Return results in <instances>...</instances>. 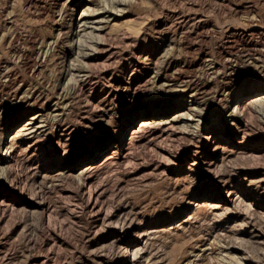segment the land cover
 Masks as SVG:
<instances>
[{
	"label": "rangeland",
	"instance_id": "obj_1",
	"mask_svg": "<svg viewBox=\"0 0 264 264\" xmlns=\"http://www.w3.org/2000/svg\"><path fill=\"white\" fill-rule=\"evenodd\" d=\"M108 1L0 0V141L31 114L53 111L58 97L61 111L48 121L60 127L45 157H28L19 142L18 167L0 177V264H132L126 252L136 246L137 264H264V105L228 114L264 89V0H128L104 12L101 44L97 31L75 34L84 6ZM29 93L40 101L26 104ZM153 110L195 119L174 128L154 121L131 136ZM65 127L72 132L57 142ZM209 129L221 134L217 150ZM119 139L127 148L104 158ZM94 155L100 212L115 222L98 217L80 188L77 173ZM58 169L64 175L51 186L44 174ZM41 189L53 222L35 202ZM217 199L226 204L202 203Z\"/></svg>",
	"mask_w": 264,
	"mask_h": 264
},
{
	"label": "bare ground",
	"instance_id": "obj_2",
	"mask_svg": "<svg viewBox=\"0 0 264 264\" xmlns=\"http://www.w3.org/2000/svg\"><path fill=\"white\" fill-rule=\"evenodd\" d=\"M128 0H109L108 2H111L112 4H109V6H107L108 4H105L101 7H93V8H90L89 6H84V8L82 9V11L80 12V15L79 17L76 19V30H75V34H78V35H83L85 33H88L89 31L92 32V31H97V32H92V35H94V37L96 36V38L93 40L94 41V45H98V44H101L102 42H104V36H102V31L105 30V27L107 24L110 23L109 19L106 18V16H104V12H108V11H112L114 8L113 5L114 4H124V3H127ZM129 2V1H128ZM118 9V8H117ZM122 10V9H121ZM115 19V17L113 18ZM116 22H113L111 24H115ZM261 26V25H260ZM256 28V27H255ZM87 29H90L89 31H87ZM236 31V30H235ZM256 31V30H255ZM59 33V32H58ZM240 33V32H239ZM238 33V34H239ZM260 35H264V30H260L259 31ZM258 33V34H259ZM230 34V33H229ZM245 35V34H244ZM236 37V36H235ZM263 37V36H262ZM79 38V36H78ZM244 38V37H243ZM80 39V38H79ZM235 39V38H234ZM262 39V38H260ZM92 40V39H91ZM60 42V39H59V35L53 39V42L51 43H59ZM254 42V41H253ZM261 42V41H260ZM43 43H45V41H43ZM42 43V44H43ZM238 43V42H237ZM264 43V42H263ZM50 44V42H49ZM253 44V43H252ZM48 45V44H47ZM78 45V44H77ZM243 45V44H242ZM52 46V45H51ZM76 46V45H75ZM80 46V45H79ZM258 46V45H257ZM42 47V46H41ZM261 47V46H260ZM84 48V47H83ZM244 48V47H243ZM248 48V47H247ZM92 49V48H91ZM94 49V47H93ZM109 50V49H108ZM259 50V49H258ZM251 51V50H250ZM257 51V50H256ZM42 52V51H41ZM46 52V50H45ZM44 50H43V53H45ZM24 53V52H23ZM47 53V52H46ZM80 53V52H79ZM22 54V53H21ZM26 54V52H25ZM23 55V54H22ZM93 53L88 51V52H85L83 53L82 55V58L85 63H88L90 61V59H93L92 57ZM46 56V55H45ZM79 56V55H77ZM257 56V55H256ZM48 57V56H47ZM80 57V56H79ZM248 57V56H247ZM46 58V57H45ZM77 58V57H76ZM211 59V58H210ZM250 60V59H249ZM42 61V60H41ZM46 61V59H45ZM71 61V60H70ZM83 61V62H84ZM92 61V60H91ZM63 62V61H62ZM75 62V61H73ZM72 62V63H73ZM93 62V61H92ZM90 62V65L91 63ZM42 63V62H41ZM70 63V62H69ZM45 64V63H44ZM80 63H78L79 65ZM83 64V65H84ZM75 65V64H74ZM77 65V66H78ZM87 65V64H86ZM40 66V65H39ZM66 66V65H65ZM68 66V64H67ZM71 66V65H69ZM88 66H89V63H88ZM137 66V65H136ZM35 67V66H34ZM260 67V66H259ZM77 68V67H76ZM71 69H74V66L73 68ZM89 69V68H88ZM105 69V68H103ZM102 69V71H103ZM159 69V68H158ZM90 70V69H89ZM88 70V72H89ZM67 71V70H66ZM69 71V70H68ZM73 71V70H72ZM71 71V72H72ZM158 71V70H157ZM81 72V71H80ZM79 72V73H80ZM69 73V72H68ZM67 73V74H68ZM77 73V72H76ZM78 74V73H77ZM159 74V73H158ZM69 75V74H68ZM74 75H76L74 73ZM79 75V74H78ZM81 75V74H80ZM85 75L87 74H83L82 73V76L84 77ZM94 75V74H93ZM90 76V74H89ZM7 77V76H6ZM78 78V76H76ZM73 78V77H70V78H73L74 80L76 79V81L78 80L77 78ZM112 77V76H111ZM68 77V79H70ZM176 78V77H175ZM80 79V78H79ZM89 79V78H88ZM73 80V81H74ZM94 80V79H93ZM109 80V79H108ZM92 81V79H91ZM144 81V80H143ZM70 82V81H69ZM71 82H72V79H71ZM75 82V81H74ZM73 82V83H74ZM110 82V81H109ZM113 82V81H112ZM146 82V81H145ZM148 82V81H147ZM168 82V81H167ZM72 83V84H73ZM85 83V82H84ZM93 83V82H92ZM171 83V82H170ZM170 83H163L162 82V85L160 86H163V85H167V84H170ZM175 83V82H174ZM71 84V83H70ZM80 84V83H79ZM78 84V85H79ZM95 84V83H94ZM146 84V83H145ZM75 85V84H74ZM141 85V84H140ZM172 85V84H171ZM182 85H184L185 87H189L190 88V83L189 82H185L183 83ZM69 86V85H68ZM77 86V84H76ZM105 86V85H104ZM109 86V85H108ZM183 86V87H184ZM254 86V85H253ZM72 87V86H71ZM70 87V88H71ZM81 87V86H80ZM89 87V86H88ZM159 87V86H158ZM82 88V87H81ZM80 88V89H81ZM160 88V87H159ZM66 89V88H65ZM79 89V88H78ZM79 89V90H80ZM179 89V87H178ZM181 89V88H180ZM69 90V89H68ZM115 90V89H114ZM83 91V90H82ZM81 91V92H82ZM65 92V91H64ZM89 92V91H88ZM189 96L192 98L195 94H196V91L194 90H191L189 91ZM69 93V92H68ZM77 93V92H76ZM86 93V92H85ZM109 93V92H108ZM113 93V92H112ZM227 93V92H226ZM13 94V93H12ZM17 94V93H16ZM28 94V93H27ZM58 94V93H57ZM23 95V94H22ZM39 95V94H37ZM74 95V94H73ZM24 102L26 104H30L32 101L33 102H36V101H40V98L36 97V96H32V94L29 93V95H24ZM20 97V96H19ZM89 97V96H88ZM105 97V96H104ZM117 97V96H116ZM12 98V97H11ZM18 100V99H17ZM60 98L58 97L57 101L55 102V106L53 108V111H50V112H46V111H37L33 114H31L30 116L27 117L26 120H24L18 127H16L12 132H10L8 138L4 141H0V144L3 143L4 146H5V150H3V152L1 153V156H0V177H4L6 175H4L5 171L8 169H10L14 164H15V161L17 159V156L19 155V151H18V148H19V142H26V145L25 147L23 148L24 152H26V154L28 155V157L32 158L36 155H38V152H42V149L45 148V147H49L51 145L50 143V130L53 128V129H57L58 127H60V124H53L51 125L50 122L52 123V121L48 122L50 120V118H53L56 119L58 117V115H60ZM89 100V99H88ZM87 100V101H88ZM101 100V99H100ZM44 101V100H43ZM42 101V102H43ZM55 101V99H54ZM41 102V103H42ZM84 102V101H83ZM89 102V101H88ZM100 102V101H99ZM44 103V102H43ZM90 103H92L90 101ZM72 104V103H71ZM95 104V103H94ZM248 105H251V106H254V107H257L259 108V106H262L264 105V89L263 91L259 92V93H255L247 98H245L244 100H240L238 101L235 105H234V108L233 110L228 113L229 116H231L232 118H234L235 116V113H238L239 111L242 112L245 107H247ZM68 106V105H67ZM89 106V105H88ZM85 107V106H84ZM92 107V106H90ZM253 107V108H254ZM89 108V107H88ZM201 108V107H200ZM200 108H198L200 110ZM264 108V107H263ZM65 109V108H64ZM95 109V108H94ZM189 109L191 110H194L196 109V107H189ZM239 110V111H238ZM261 110V109H260ZM264 110V109H263ZM69 112V111H68ZM163 114H165V111H147L145 114L144 117H141L139 120H138V123H137V126L136 127H133L132 130H131V136L133 133L137 132L139 130V128H141V126H144V125H149L151 123H153L155 121V123H158L160 124L161 126H164L165 128L166 127H173V125H175V123H177L178 121H184L186 123H188V121L190 120H194L195 118L192 117H186L185 116V113L184 112H180L179 114H175L173 116H161ZM263 113V112H262ZM159 118H155V116H159ZM63 118V116H62ZM91 120V119H90ZM198 120V119H197ZM77 121V120H76ZM235 121V120H234ZM97 122V121H96ZM200 122V121H199ZM239 122V121H238ZM182 123V122H181ZM180 123V124H181ZM232 123V122H231ZM234 123V122H233ZM50 124V125H49ZM183 124V123H182ZM198 124V123H197ZM178 125V124H177ZM152 126V125H151ZM150 126V127H151ZM158 126V125H157ZM184 126V125H183ZM194 126V125H193ZM71 127V126H70ZM91 127V125H90ZM138 127V128H137ZM148 127V126H147ZM74 128V127H73ZM143 128V127H142ZM174 128V127H173ZM182 128V127H180ZM179 128V129H180ZM196 128V127H195ZM69 127H65L63 129H61V131H59L58 133V137H57V142L61 141V139L65 136V135H69L71 131H68ZM72 129V128H71ZM147 129V128H146ZM170 129V128H169ZM182 130V129H181ZM185 130V129H184ZM183 130V131H184ZM141 131V129H140ZM153 131V130H152ZM156 131V130H155ZM178 131V130H177ZM170 132V131H169ZM181 132V131H179ZM178 132V133H179ZM194 133V132H193ZM207 134L204 135V137L206 138L208 144H212L213 146L211 147V149H216L219 147L220 143H221V134L220 136L219 135H215L214 136V133H212V131L209 129V131L206 132ZM161 135V134H160ZM173 135V134H172ZM170 135V136H172ZM169 136V135H168ZM219 136V137H218ZM152 137V136H151ZM166 137V136H165ZM214 137V138H213ZM155 138V137H154ZM171 138V137H169ZM175 138V137H172V139ZM150 139V138H149ZM156 139V138H155ZM161 139V138H160ZM159 139V140H160ZM165 139V138H164ZM212 139V140H211ZM65 140V139H64ZM174 140V139H173ZM211 140V141H210ZM42 141V143H40ZM64 142V141H63ZM118 143L115 144V148L111 150V153L110 154H107L106 156H104V158H111L113 156H116V154H118V151H119V154H121L123 152V150L125 148H127L125 146V144L128 142H125L124 140H121L119 139L117 141ZM131 143V142H129ZM144 143V142H143ZM61 144V143H60ZM63 144V143H62ZM64 145V144H63ZM147 145V144H146ZM156 145V144H155ZM158 146V145H157ZM238 146V145H237ZM162 147V146H161ZM117 148H119V150H117ZM169 148V147H168ZM250 149V148H249ZM171 150V149H170ZM217 150V149H216ZM23 152V151H21ZM214 152V151H213ZM125 153V152H124ZM25 154V155H26ZM44 157H45V154L46 153H41ZM130 154V153H129ZM157 154V152H156ZM126 155V154H125ZM124 155V156H125ZM54 156V155H53ZM134 156V155H133ZM168 156V155H167ZM158 157H160L158 155ZM172 157V156H171ZM47 158V157H46ZM118 158V157H117ZM161 158V157H160ZM163 158V157H162ZM161 158V159H162ZM167 158V157H166ZM169 158V157H168ZM29 159V158H28ZM27 159V160H28ZM103 159V158H102ZM116 159V158H115ZM121 159H124L121 158ZM160 159V160H161ZM25 160V159H24ZM26 160V161H27ZM32 160V159H31ZM129 159H127L128 161ZM159 160V159H158ZM159 160V161H160ZM167 160V159H166ZM113 161H114V158H113ZM119 161V160H118ZM123 161V160H122ZM131 161V160H130ZM171 161V160H169ZM22 162V160H21ZM104 162V161H103ZM106 162V161H105ZM110 161H108L109 163ZM116 162V161H115ZM126 162V161H125ZM132 162V161H131ZM134 162V161H133ZM139 162V161H138ZM154 162V160H153ZM162 162H165V161H162ZM25 163V162H24ZM99 162H97V158L96 156H92L90 158V160L88 161L87 164H85L84 166H82L79 170V172L77 173V176L78 178L80 179V188H82L83 190V195H87V203L90 207V209L94 212H96L97 216H101V212H100V207H101V202L100 201V196H101V193H100V188L97 187V186H93L92 185V177H91V172H92V169H94L95 167L99 166L100 164H98ZM102 163V162H101ZM128 163V162H127ZM130 163V162H129ZM136 163V162H135ZM18 164L20 165V162H18ZM31 164V163H30ZM112 164V162L110 163ZM162 164V163H161ZM17 166V162L15 164ZM14 165V166H15ZM126 165V164H125ZM13 166V167H14ZM18 167V166H17ZM23 167V166H22ZM162 167V166H161ZM15 168V167H14ZM99 168V167H97ZM12 169V168H11ZM95 170V169H94ZM33 172V171H32ZM35 175V174H34ZM60 175H64L63 171H61L60 169L50 173V174H44V177L45 179L48 178L50 180L49 183H51V186L52 184H55V180L56 179H60ZM76 176V177H77ZM18 177V176H17ZM11 178V177H10ZM8 179V178H7ZM15 179V178H14ZM33 180V179H32ZM9 181V180H8ZM34 182V181H33ZM42 182V181H40ZM58 185V184H57ZM56 185V186H57ZM49 186V185H48ZM40 187V186H39ZM50 189V188H49ZM44 190V189H43ZM37 191V190H36ZM35 191V192H36ZM80 191V190H79ZM47 192V191H46ZM85 193V194H84ZM36 194V198L37 200L35 202L38 203V207H40V210L42 212H45L46 216H47V221H52L54 220L56 214H57V211L55 210L54 208V205L52 202H50L45 196H44V193L42 192V189L37 192V193H34V195ZM82 195V196H83ZM240 198V197H239ZM237 201V200H236ZM239 201L241 202H244L245 203V206L248 208V209H252L251 206H252V201L251 202H246L245 200L243 199H239ZM56 202V201H55ZM238 202V201H237ZM202 203H208L210 205H212L215 209H218L220 207H222L224 204H226V202H222V200H212V201H203ZM238 204V203H237ZM3 208L4 207V203H3V200H0V208ZM212 207V208H213ZM244 207V206H243ZM226 208V207H225ZM230 209V208H229ZM247 210V209H246ZM222 211V210H221ZM216 212V211H215ZM245 212V211H244ZM249 212V211H248ZM105 213V212H104ZM221 213V212H220ZM219 213V214H220ZM247 214V213H246ZM58 215V214H57ZM222 215V213H221ZM54 218V219H53ZM102 220H113L114 221V214H111V213H105V214H102V216L100 217ZM235 218V217H234ZM256 218V217H255ZM234 220V219H233ZM228 221V220H227ZM248 221V220H247ZM53 222V221H52ZM115 222V221H114ZM124 222V221H122ZM257 222V221H256ZM55 223V222H54ZM111 223V222H110ZM115 224V223H114ZM117 224V223H116ZM115 224V227L117 226ZM46 225V224H45ZM48 225V224H47ZM53 225V224H52ZM261 225V224H260ZM264 225V224H263ZM54 226V225H53ZM111 226V225H110ZM113 226V225H112ZM120 227H118L119 229V232L123 230V225L120 223L119 225ZM48 227V226H46ZM49 227L51 228V226L49 225ZM129 227V226H128ZM243 227V226H242ZM244 228V227H243ZM60 229V228H58ZM258 229V228H257ZM264 230V229H263ZM152 231V230H151ZM118 231H116L117 233ZM118 232V233H119ZM142 232V231H141ZM155 232V231H154ZM262 232V231H261ZM52 233V232H51ZM117 233V234H118ZM153 233V232H152ZM151 233V234H152ZM260 234V232H259ZM51 236V235H50ZM48 236V237H50ZM149 237V236H148ZM147 237V238H148ZM252 237V236H251ZM55 238V237H54ZM146 238V239H147ZM50 239V238H49ZM32 240V239H31ZM55 240V239H53ZM34 241V239H33ZM144 240H140L139 239V242H143ZM260 241V240H259ZM51 242V241H50ZM49 242V243H50ZM53 242V241H52ZM58 242V241H57ZM138 242V243H139ZM262 242V241H261ZM33 243V242H32ZM49 243H47L49 245ZM54 243V242H53ZM137 243V244H138ZM43 244V243H42ZM59 245V244H58ZM143 245H144V242H143ZM50 248V247H49ZM141 246H136V247H133L131 249H129V251L126 252L127 254V261L132 263V264H137L138 263V259H139V252H141L140 250H142ZM126 251V250H125ZM143 251V250H142ZM49 255V254H48ZM224 255V254H223ZM231 257H234V259L236 258L237 260L240 259V257H237L236 256V253L235 254H229ZM230 257V259H232ZM224 258V257H223ZM233 259V260H234ZM46 261V260H44ZM236 261V260H235ZM85 262V261H84ZM140 262V261H139ZM222 262V261H221ZM232 262V261H231ZM223 263V262H222ZM233 263V262H232ZM243 263V262H242ZM129 264V263H128ZM228 264V263H227ZM239 264V263H237Z\"/></svg>",
	"mask_w": 264,
	"mask_h": 264
}]
</instances>
